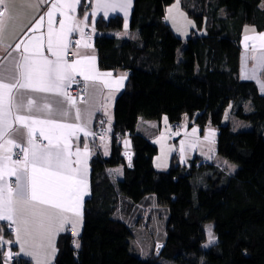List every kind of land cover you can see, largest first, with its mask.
<instances>
[{"label": "trees", "instance_id": "16d2710c", "mask_svg": "<svg viewBox=\"0 0 264 264\" xmlns=\"http://www.w3.org/2000/svg\"><path fill=\"white\" fill-rule=\"evenodd\" d=\"M174 1L135 0L128 37L115 33L124 27L121 15L98 23L101 67L130 77L115 105L112 154L92 160L80 245L61 234L56 264H264V94L241 77L242 37L248 24L264 29L262 0H181L196 21L187 40L167 19ZM230 105L253 127L225 122ZM185 114L216 126L218 152L236 167L197 155L191 164L173 156L168 170L156 168L159 147L138 131L140 119L180 124ZM127 132L132 155L121 141ZM120 165L123 176L115 178L110 168ZM152 193L170 209L168 236L144 256L134 250L127 218ZM208 222L217 237L209 245ZM3 236L13 240V228ZM6 255L0 245V264ZM13 256L12 264H33Z\"/></svg>", "mask_w": 264, "mask_h": 264}, {"label": "crops", "instance_id": "0c3cea01", "mask_svg": "<svg viewBox=\"0 0 264 264\" xmlns=\"http://www.w3.org/2000/svg\"><path fill=\"white\" fill-rule=\"evenodd\" d=\"M87 1L89 0H78V2L76 0H60L62 3L74 4V9L58 8L51 17L52 28L55 32H60L61 21L64 23L65 42L67 43V49L62 53L64 62L73 64L75 61H79L75 64L77 71L73 73V82L63 89L66 95H59L55 92H39L31 88H19L17 85L11 93V105L5 96L3 106L0 108V111L9 112L6 119L7 123L11 125L6 130L0 128V131H3V134H0V188L4 187L5 184L13 190L17 188L16 177L8 174L13 169L19 173L26 172V176H21V181L27 183L32 176L33 168H41L40 164L33 165L32 163V146L28 143L29 127L33 129L32 138L35 144L39 146L48 145V140L40 134L43 131L46 136L51 137L53 145L59 144L64 147L66 144V154L71 162V168L86 170L84 182L78 186L79 216L72 212H64L62 216L56 215L57 210L47 205L37 206L38 209L52 216L51 230L45 233L43 239L35 232L32 235L25 233L23 226L19 223V212L14 216L16 223L0 220V245L7 248L10 256L17 255L28 258L33 261V264H38V261L40 264H47L48 260H50V264H56L60 235L67 232L73 236L81 235L84 228L86 201L92 192V160L97 153L100 152L105 156L108 151L110 145L108 137L111 134L113 139L115 130L116 101L126 89L130 77V72L126 69H104L101 67L96 38L102 32L98 27L100 19L108 20L118 15L122 16L124 27L115 33L119 35L124 32L126 35H134L131 19L135 0H91L89 6H87ZM98 2L127 6L123 9L118 7L115 11L108 9L107 15H105L104 8H97ZM53 3H57V0H0V21H2V28H0V81L3 83L15 84L16 79L14 77L19 78L14 66L20 62L25 45L29 49L28 55L39 51L49 60L56 59L47 50L49 17L46 13L50 11ZM41 16L44 19L40 22V26L33 28ZM88 29L92 32L87 33ZM74 35L79 37L76 44L72 43ZM126 35L121 37H126ZM261 36H264V29L258 30L252 24L245 27L242 37L241 59V77L243 79L256 81L251 75L253 67L251 63L259 59V52L264 53V40L260 39ZM17 43L21 44L18 51L15 50ZM56 50L61 51L60 48ZM70 52H74V54L69 56ZM93 57L94 59H85ZM80 70H83L86 75L95 77V79L84 80V77L79 74ZM77 77H80L85 85L86 95L83 98L72 97L68 94L69 87ZM21 82L23 83V80ZM257 84L259 86L258 82ZM69 98L75 100L74 105L69 103ZM29 100L33 101L30 108L27 106ZM45 105L49 107L45 108ZM77 110L79 119H77ZM17 116L25 117V122L16 121ZM165 117L162 120L140 119L138 124V131L148 136L158 147L160 146L158 137L163 128V122L166 121ZM34 120L52 121L54 123L39 124L33 123ZM167 120L169 124L174 126L169 118ZM58 124L70 125L71 127L59 128L56 126ZM102 130L107 133V136L98 138L97 133ZM127 135L130 134L127 132L122 138ZM130 140L131 142L129 141L126 146L125 139L123 141L125 150L129 152L133 151L132 138ZM24 149L28 150L27 161H25ZM18 151L24 153V158L21 160L16 158ZM4 156H8L9 159L4 160ZM157 157L158 155L154 159L156 168L168 170L170 167L159 169L163 163H159ZM14 161H20V163H13ZM167 161L169 162V157L164 160L166 163ZM121 167L123 168L121 165L110 168V172L115 178L121 175L119 171ZM49 171L54 170L49 169ZM38 174L43 175V173ZM79 178L77 176V179ZM13 199L18 201L15 194ZM15 207L19 210L22 205L17 202ZM64 218H66V222L61 227V221ZM8 226L13 228V240L3 236ZM17 228L20 229L19 240H17ZM4 238L7 241L5 244ZM49 239L51 247H49ZM28 253H35V255Z\"/></svg>", "mask_w": 264, "mask_h": 264}, {"label": "snow or ice", "instance_id": "6c2138e0", "mask_svg": "<svg viewBox=\"0 0 264 264\" xmlns=\"http://www.w3.org/2000/svg\"><path fill=\"white\" fill-rule=\"evenodd\" d=\"M76 2H78V0H76ZM126 6L127 5L103 2L97 3V8L105 9V15H107L108 9L115 11L118 7L123 9ZM64 7L74 9V4L62 3L60 0H57V3H53L50 11L46 13L49 17L47 50L52 56H55L56 59L49 60L39 51L32 55H28L29 49L27 45H25L24 51L21 53L20 62H17L14 66V70L19 74V78L14 77L16 83L8 84L0 81V108L3 106L5 96H7L8 103L11 105V93L17 85L19 88H31L34 91L55 92L59 95H66L63 89L66 88L69 83L73 82V73L77 71L75 64L79 63V61H75L73 64L64 62L62 53L67 49V43L65 42L66 33L64 32L63 21H61L60 32H55L52 28L51 17L58 8ZM61 15H63V13H61ZM125 15H127V13H125ZM43 19L44 17L41 16L40 20L33 25V28L40 26V22ZM0 28H2V21H0ZM260 39L264 40V36H261ZM20 48L21 44L17 43L15 45V50L18 51ZM57 48H60L61 51H57ZM85 59H94V57ZM259 62L264 64V54L259 57ZM79 74L84 77V80L95 79V77L86 75L83 70H80ZM21 80H23V83ZM262 88H264V86H262ZM69 103L74 105L75 100L69 98ZM32 104L33 101L29 100L27 106L30 108ZM44 107L48 108L49 106L45 105ZM8 114V111H0V128L3 130L11 127L6 119ZM15 119L18 122L24 123L26 118L17 116ZM77 119H79L78 110ZM33 123L44 124L54 122L34 120ZM56 126L59 128L71 127L70 125L59 124ZM0 134H3V131H0ZM40 134L44 139L48 140V145L39 146L35 144L32 138L33 129L30 127L28 128V143L32 146V163L33 165L40 164L41 168H33L32 176L28 179L27 183H22L21 181V176H26V172L19 173L17 170L13 169L8 173L16 177L17 188L13 190L8 188L6 184L4 187L0 188V220L16 223L17 221L14 219V216L19 212V223L23 226L25 233L32 235L35 232L43 239L45 233L51 230L52 216L38 209L37 206L47 205L57 210L56 215L62 216L64 212H72L79 216L78 186L84 182L86 170L71 168V162L68 160L66 154V144L64 147H61L59 144L53 145L51 137L46 136L43 131H41ZM24 152L25 161H27L28 150L24 149ZM3 159L8 160L9 157L4 156ZM13 163H20V161H14ZM77 163H79V161H77ZM49 169H53L54 171H49ZM38 173H43V175H39ZM77 176L80 178L77 179ZM14 194L18 198V201H14ZM17 202L22 205L19 210L15 207ZM65 222L66 218L61 221L60 226L62 227ZM19 231L20 229L17 228V240L20 239ZM209 236L211 237V233H209ZM40 246L42 247L43 245L41 244ZM49 247H51L50 239ZM76 247H79L78 243ZM28 254L35 255V253ZM38 264H40L39 261ZM47 264H50V260L47 261Z\"/></svg>", "mask_w": 264, "mask_h": 264}, {"label": "rangeland", "instance_id": "374dc122", "mask_svg": "<svg viewBox=\"0 0 264 264\" xmlns=\"http://www.w3.org/2000/svg\"><path fill=\"white\" fill-rule=\"evenodd\" d=\"M262 5L264 7V0L262 1ZM166 14L174 31L181 38L187 40L191 36L193 29L196 28V21L182 6V1L175 0L170 4L167 7ZM205 32V28L198 30V33L200 34ZM119 35L124 36L126 34L123 32ZM128 36H130V34L126 35V37ZM262 54L264 53H258L259 56ZM252 65L251 75L259 83L260 92L264 94V88H262V86H264V64H261L259 59H257L251 63V66ZM167 119L166 116V121L163 122V128L158 137L160 150L157 154V161L161 164L163 163V166H159V169H168L171 167L173 154L183 164H191L193 159L199 155L213 162H222L231 167H236L235 164L223 159L222 155L219 154L217 142L218 130L211 122L202 125L191 120L189 114H185L181 125L175 128L171 123L169 124ZM224 121L231 122L236 129H250L253 127V124L250 121L232 114L231 105L226 110ZM130 138L131 136L127 135L124 138H121V141L123 143L125 139L126 146L129 141L131 142ZM108 140L110 145L105 154L106 157H109L112 154L113 139L111 134H109ZM168 157L169 162H164ZM119 171L123 176L122 167ZM121 175L119 176L122 177ZM119 176L117 178H119ZM169 217V207L160 205L155 193L147 195L138 202L131 215L127 218V223L132 227L134 232L132 238L134 250L144 256L150 255L153 252V248L157 249L156 242H165L168 236L167 223ZM206 229L208 233L207 245H209L217 240L214 223L208 222L206 224ZM209 233H211V237L209 236ZM6 242L7 241L4 238V244ZM77 243L80 245L79 234L74 236V245L76 246ZM5 264H12V259L8 251L5 258Z\"/></svg>", "mask_w": 264, "mask_h": 264}, {"label": "built area", "instance_id": "2783aa9c", "mask_svg": "<svg viewBox=\"0 0 264 264\" xmlns=\"http://www.w3.org/2000/svg\"><path fill=\"white\" fill-rule=\"evenodd\" d=\"M86 32L87 33H91L92 31L88 29ZM78 38L79 37L77 35H74L72 37V43L76 44L77 41H78ZM73 54H74V52H70L69 56H72ZM68 94L70 96H72V97H78V98L85 97V95H86L85 85H84L83 80L80 77H77L75 82L69 87ZM106 136H107V134L103 130L102 131H98V133H97V137L98 138H105ZM16 158L18 160L23 159L24 158V153L22 151H18ZM11 259L14 260L15 257L13 256Z\"/></svg>", "mask_w": 264, "mask_h": 264}, {"label": "bare ground", "instance_id": "6f19581e", "mask_svg": "<svg viewBox=\"0 0 264 264\" xmlns=\"http://www.w3.org/2000/svg\"><path fill=\"white\" fill-rule=\"evenodd\" d=\"M181 125V123L180 124H178V123H174V127L176 128V127H179ZM107 134V133H106ZM130 152H133V151H130ZM131 154V153H130Z\"/></svg>", "mask_w": 264, "mask_h": 264}, {"label": "water", "instance_id": "95a60500", "mask_svg": "<svg viewBox=\"0 0 264 264\" xmlns=\"http://www.w3.org/2000/svg\"><path fill=\"white\" fill-rule=\"evenodd\" d=\"M131 153V155L133 154V152H130Z\"/></svg>", "mask_w": 264, "mask_h": 264}]
</instances>
